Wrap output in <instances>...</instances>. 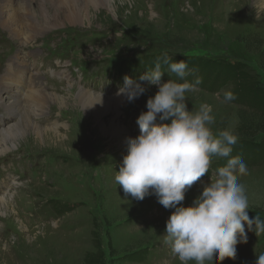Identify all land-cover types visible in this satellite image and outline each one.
<instances>
[{
  "label": "rangeland",
  "instance_id": "rangeland-1",
  "mask_svg": "<svg viewBox=\"0 0 264 264\" xmlns=\"http://www.w3.org/2000/svg\"><path fill=\"white\" fill-rule=\"evenodd\" d=\"M96 8H90L81 23L64 22L45 30L26 48L16 46L6 33L0 36L5 42L0 43V67L15 54L25 53L30 72L39 69L43 74L39 83L45 94L66 101L64 106L49 99L43 118L35 120L41 127L57 128L59 134H53V128L40 140L27 133L0 155V197L10 204L9 210L0 211V264H87V257L96 254L95 246L103 251L102 264H179L164 243L165 222L172 210H166L154 195L137 201L116 184L115 172L127 155V144L123 149L115 143L109 146L108 139L100 137L77 98L80 89L115 96L123 77L138 80L144 73L134 67L146 61L140 58L164 53L244 64L257 74L264 89L263 0H112L110 8ZM114 71L116 76L111 78ZM165 74L163 81L171 75L168 70ZM195 79L192 76L190 82ZM204 80L200 84H206ZM229 86L215 94L197 86L186 93L187 107L210 104L213 131L228 129L238 136V155L248 168L247 175L240 177L249 199L248 214H259L264 220V160L252 152L251 145V138L264 137V116L223 102L219 95ZM156 91L155 86L148 87L104 121L108 125L113 118L126 140L135 138L139 135L136 120L147 111L146 101ZM4 121L21 124L0 106V125ZM217 161L213 157L209 174L201 181L207 183L225 160L219 166ZM7 185L11 187L6 189ZM200 191L197 181L185 194L183 205L189 206ZM236 251L235 260L219 264H254L264 252V235L248 231L247 243L238 244Z\"/></svg>",
  "mask_w": 264,
  "mask_h": 264
},
{
  "label": "clouds",
  "instance_id": "clouds-1",
  "mask_svg": "<svg viewBox=\"0 0 264 264\" xmlns=\"http://www.w3.org/2000/svg\"><path fill=\"white\" fill-rule=\"evenodd\" d=\"M153 63L138 80L123 77L116 93L131 103L148 87L157 88L146 101L147 111L136 120L139 135L126 141L127 155L115 172V182L137 201L154 195L166 210H172L165 222L164 243L179 264L235 260L237 245L247 243L248 231L264 235V220L259 214L249 216V199L240 182L248 173L247 165L239 155H232L238 136L228 129L213 131L210 104L188 109L186 93L195 91L202 81L187 79L194 70L185 60L174 61L164 53ZM165 66L175 79L162 80ZM235 99L233 92H224L223 102ZM213 157L226 163L205 183L201 177L209 174ZM197 181L200 194L185 207V194ZM254 264H264V252Z\"/></svg>",
  "mask_w": 264,
  "mask_h": 264
},
{
  "label": "bare ground",
  "instance_id": "bare-ground-1",
  "mask_svg": "<svg viewBox=\"0 0 264 264\" xmlns=\"http://www.w3.org/2000/svg\"><path fill=\"white\" fill-rule=\"evenodd\" d=\"M111 2L112 0H0V36L6 33L16 46L26 48L39 39L45 30L56 28L64 22L81 23L83 19L89 17L90 8H110ZM3 43L1 46L4 45ZM12 50L15 52L14 48ZM26 56L25 53L24 56L17 53L12 61L0 67V96L4 98L3 95L6 94L4 99L0 98L1 109L7 112L12 120L21 123L13 126L4 121L3 125H0V155L7 154L15 146L17 138H25L27 133L42 140L48 131L52 132L54 128L41 127L35 123V120L43 118L42 112L52 96L45 94L44 86L39 83L43 74L30 72L31 67L27 64ZM109 94L112 95L114 92ZM77 98L84 106L85 112L89 114V119L99 129L100 137L108 139L107 145L115 143L120 148H125L126 133L113 118L109 120L108 125L104 119L110 112L119 111L126 99L117 95L106 98L83 89H80ZM50 101L58 105H66L63 98L55 97ZM56 129H53V134H59ZM10 187L7 185L5 188ZM6 202L4 196L0 197V211L9 210L10 204L8 206Z\"/></svg>",
  "mask_w": 264,
  "mask_h": 264
},
{
  "label": "trees",
  "instance_id": "trees-1",
  "mask_svg": "<svg viewBox=\"0 0 264 264\" xmlns=\"http://www.w3.org/2000/svg\"><path fill=\"white\" fill-rule=\"evenodd\" d=\"M159 57L158 55L147 56L144 59L140 58L139 60H145V62L136 63L134 67L138 68L139 71H146L152 67H154L155 59ZM171 57V56H170ZM174 61L185 60L188 64L189 70H194L190 75L187 76V79L190 81V78L193 76V80L195 78H200L201 81L204 80L206 84H199L198 87L203 88L212 94L218 93L225 86L232 85L234 89V95L236 97L235 100L229 102L230 104L239 105L240 107H246L248 111L258 113L264 116V89L261 88L259 77H257L256 73H253L251 69H248L244 66V64H236L231 63L229 61H225L219 58H201V57H191V56H173ZM130 69V68H129ZM138 69H130V70H138ZM164 71H167L165 66ZM223 75V76H222ZM166 74L162 76V79L165 78ZM172 76V77H171ZM170 78L175 79L174 74L170 75ZM209 82H215L216 84L209 88L207 84ZM230 87V86H229ZM231 87L229 88L232 89ZM220 98L223 100L224 95L220 94ZM261 101V102H260ZM227 103V102H226ZM264 137L258 136L252 139V152L256 153L262 160H264ZM254 140V141H253ZM248 144V143H244ZM238 146H240L239 142H237L233 147L234 153L233 156L238 155ZM255 146V147H254ZM251 147V146H250ZM246 150V149H243ZM248 150V149H247ZM223 158H218L216 166H219L222 162ZM223 165L226 163V159H224ZM221 161V162H220ZM64 211V210H63ZM62 211V212H63ZM68 211V210H67ZM96 254L89 255L87 257V264H102L104 255L101 247L95 246ZM135 257V256H134ZM133 258V257H132ZM132 260H140L132 259Z\"/></svg>",
  "mask_w": 264,
  "mask_h": 264
}]
</instances>
